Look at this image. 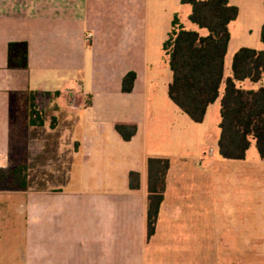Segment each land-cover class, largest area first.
<instances>
[{
	"label": "crops",
	"instance_id": "1",
	"mask_svg": "<svg viewBox=\"0 0 264 264\" xmlns=\"http://www.w3.org/2000/svg\"><path fill=\"white\" fill-rule=\"evenodd\" d=\"M151 2L0 0V169L28 168L27 189L15 192L14 203L25 220L24 264H148V247L185 223L172 199L188 172L170 167L156 233L147 240V161L166 158L152 153L165 111H182L150 99ZM256 20L262 28L264 15ZM236 21L219 99L232 76L229 56L242 48L230 50ZM13 42L28 43V69L8 67ZM247 47L264 50V43ZM129 72L137 77L125 93ZM28 92L36 93L43 126L28 125ZM117 123L137 124L132 140ZM132 171L140 174L137 190Z\"/></svg>",
	"mask_w": 264,
	"mask_h": 264
},
{
	"label": "rangeland",
	"instance_id": "2",
	"mask_svg": "<svg viewBox=\"0 0 264 264\" xmlns=\"http://www.w3.org/2000/svg\"><path fill=\"white\" fill-rule=\"evenodd\" d=\"M231 2L240 15L233 25L230 50L261 46L256 19L264 15V0ZM190 13V6L173 0H153L150 5L149 93L164 107L176 108L168 95L172 72L162 46L175 15L192 25ZM239 86L255 88L248 80ZM175 110L165 111L152 153L169 158L173 171L188 172L179 176L182 188L172 199L183 206L185 223L174 226L175 232L162 233L148 247V264H264V161L255 141L244 160L224 159L218 149L221 99L203 123ZM0 170L1 176L12 169ZM16 191L0 179V264H24L25 220L14 204L19 201Z\"/></svg>",
	"mask_w": 264,
	"mask_h": 264
},
{
	"label": "trees",
	"instance_id": "3",
	"mask_svg": "<svg viewBox=\"0 0 264 264\" xmlns=\"http://www.w3.org/2000/svg\"><path fill=\"white\" fill-rule=\"evenodd\" d=\"M191 7L189 21L198 27L187 29L178 15L172 21L163 51L168 57L173 74L169 97L195 123H203L208 108L221 96L224 83V66L231 40L230 24L238 19L240 10L228 0H182ZM205 30L206 34L201 33ZM264 43V24L261 28ZM29 46L27 42H13L8 49L10 69H28ZM264 76V50L240 48L232 61V76L225 81L221 98V121L218 149L224 159L244 160L255 141L260 158L264 161V87L248 90L239 86L249 80L258 83ZM136 73L129 72L122 85L125 93L132 92ZM59 93H57L58 95ZM28 125L43 126L44 112L36 103V93L28 92ZM52 127L56 126L53 118ZM116 130L125 141L136 135V123H117ZM171 167L169 158L150 157L147 161L148 197L146 232L149 241L156 233L158 217ZM1 171V170H0ZM18 191L28 186V168L23 165L1 174ZM130 188H140V174L130 172Z\"/></svg>",
	"mask_w": 264,
	"mask_h": 264
},
{
	"label": "built area",
	"instance_id": "4",
	"mask_svg": "<svg viewBox=\"0 0 264 264\" xmlns=\"http://www.w3.org/2000/svg\"><path fill=\"white\" fill-rule=\"evenodd\" d=\"M91 37H92V35L90 34V35L88 36V41L91 39Z\"/></svg>",
	"mask_w": 264,
	"mask_h": 264
}]
</instances>
